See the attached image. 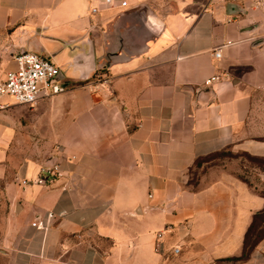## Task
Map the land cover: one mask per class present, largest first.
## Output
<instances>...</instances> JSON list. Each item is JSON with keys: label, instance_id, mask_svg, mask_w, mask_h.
<instances>
[{"label": "crops", "instance_id": "crops-1", "mask_svg": "<svg viewBox=\"0 0 264 264\" xmlns=\"http://www.w3.org/2000/svg\"><path fill=\"white\" fill-rule=\"evenodd\" d=\"M114 1L0 0V80L30 51L65 85L33 107L4 99L0 264H264V237L227 260L264 208V0ZM224 150L255 164L193 185L196 159ZM54 156L60 177L20 184Z\"/></svg>", "mask_w": 264, "mask_h": 264}, {"label": "built area", "instance_id": "built-area-1", "mask_svg": "<svg viewBox=\"0 0 264 264\" xmlns=\"http://www.w3.org/2000/svg\"><path fill=\"white\" fill-rule=\"evenodd\" d=\"M104 3L114 6V0H104ZM125 2H121L120 6H124ZM97 8L92 7L91 12H96ZM220 49L213 50L215 58L220 57ZM14 68L6 72L5 78L0 80V111L8 107V103L4 102V97H11L13 103L28 105L33 107L40 96H52L58 94L65 89V85L59 81L60 67L51 59L44 57L38 53L30 51H21L13 56ZM219 75H212L205 79L204 84L209 85L213 81L218 80ZM97 85H106L110 90V78L101 72H96L92 77V87ZM62 175L61 165L57 157H50L45 164L40 166L37 175L34 178H22L20 184L25 186L28 184L42 185L48 181H52ZM56 218V214L47 211L43 216L38 215L36 220L32 222V226L40 231H47ZM164 230L156 233L155 250H159ZM180 247L173 246L172 252L177 254Z\"/></svg>", "mask_w": 264, "mask_h": 264}, {"label": "rangeland", "instance_id": "rangeland-1", "mask_svg": "<svg viewBox=\"0 0 264 264\" xmlns=\"http://www.w3.org/2000/svg\"><path fill=\"white\" fill-rule=\"evenodd\" d=\"M4 99L9 100L6 97H4ZM14 111L15 109H12V112ZM239 156L240 155H234L229 150H224L222 152L212 154L207 157H203L202 159L198 160L197 163L194 165V167L190 170V180L192 184L195 185L197 183L200 174L204 170H206L207 167L212 166L214 164L222 166L223 168H231L233 161L235 163L234 165L235 168H237V166L241 167L243 166V164L247 165V163H250V165L255 164L254 159H247L245 156L239 158ZM263 227H264V223H261L257 229H261V228L263 229Z\"/></svg>", "mask_w": 264, "mask_h": 264}, {"label": "trees", "instance_id": "trees-1", "mask_svg": "<svg viewBox=\"0 0 264 264\" xmlns=\"http://www.w3.org/2000/svg\"><path fill=\"white\" fill-rule=\"evenodd\" d=\"M202 158L196 159L194 165L198 160ZM191 182V181H190ZM192 183V182H191ZM261 223H264V208L258 212H256L251 219V222L244 234L243 238V248L242 253L239 257L236 258H228L227 260H245L248 258L252 250L258 244V242L264 237V227L263 229H257Z\"/></svg>", "mask_w": 264, "mask_h": 264}, {"label": "water", "instance_id": "water-1", "mask_svg": "<svg viewBox=\"0 0 264 264\" xmlns=\"http://www.w3.org/2000/svg\"><path fill=\"white\" fill-rule=\"evenodd\" d=\"M229 6L233 9L234 8V5L233 4H229ZM84 59L83 60H85V64H83L84 65V67L87 69V70H91V69H93V66H92V63H91V57H83ZM81 60V59H80ZM82 60V61H83ZM76 62V61H75ZM74 65H76V64H74Z\"/></svg>", "mask_w": 264, "mask_h": 264}]
</instances>
